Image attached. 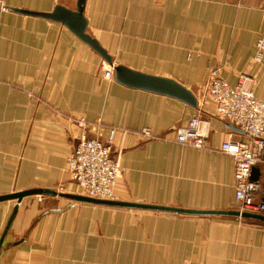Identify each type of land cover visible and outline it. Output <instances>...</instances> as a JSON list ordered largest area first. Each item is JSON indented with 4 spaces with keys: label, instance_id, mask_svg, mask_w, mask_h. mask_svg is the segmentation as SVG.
<instances>
[{
    "label": "crops",
    "instance_id": "1",
    "mask_svg": "<svg viewBox=\"0 0 264 264\" xmlns=\"http://www.w3.org/2000/svg\"><path fill=\"white\" fill-rule=\"evenodd\" d=\"M0 12V264H264V222L178 215L75 201L66 171L77 129L96 125L122 169L115 201L194 211L238 212L232 158L219 151L229 133L205 98L210 72L229 86L240 76L264 100L263 0H85L86 34L113 66L173 80L197 101L124 87L104 78V62L67 28L13 12L75 11L77 0H2ZM197 118L205 148L175 142ZM101 126V127H99ZM149 130L152 137L141 136ZM94 136V135H92ZM264 179V164L256 166ZM84 197V196H83Z\"/></svg>",
    "mask_w": 264,
    "mask_h": 264
},
{
    "label": "built area",
    "instance_id": "2",
    "mask_svg": "<svg viewBox=\"0 0 264 264\" xmlns=\"http://www.w3.org/2000/svg\"><path fill=\"white\" fill-rule=\"evenodd\" d=\"M0 12H8L2 0ZM262 14L264 21V0ZM263 59L264 32L256 41L254 61L260 63ZM102 70L105 79H113V66ZM252 84L250 78L240 76L234 86H229L216 72H210L204 91L206 100L214 105L215 116L243 134L242 139H237L229 133L219 148L234 162V198L238 212L264 216V179L250 180L252 169L264 164V100L254 96ZM73 123L77 134L73 151L66 159V171L78 194L92 199L114 200L121 175L119 162L112 151L116 130L107 128V138L102 141L99 135H95L96 125L82 117ZM141 136L152 137L147 129L141 131ZM174 138L179 145L202 150L207 136L200 121L193 118L174 132Z\"/></svg>",
    "mask_w": 264,
    "mask_h": 264
},
{
    "label": "water",
    "instance_id": "3",
    "mask_svg": "<svg viewBox=\"0 0 264 264\" xmlns=\"http://www.w3.org/2000/svg\"><path fill=\"white\" fill-rule=\"evenodd\" d=\"M84 3L85 0H77L75 11H70L61 6H56L53 9V11L48 14L28 12L24 10H12V11L21 15L42 18L63 25L76 38H78L82 43H84L89 48H91L97 55H99L104 62L113 66L111 64V59L107 56L105 51L100 48V46L95 40H93L91 37H89L86 34L87 24L83 18ZM113 73H114L115 82L124 87L165 96L177 100L179 102H182L192 108H195L197 105V101L194 98L193 94L188 89H186L185 87L181 86L180 84L176 83L173 80L134 72L121 66H113ZM230 129L234 131H238V129L233 126H230ZM262 157L264 159V149H263ZM258 175H259L258 169L254 167L251 172L250 180L251 181L257 180ZM30 195H54V192L46 191V190H30L13 195L2 196L0 197V201L15 199L17 202H20V200L23 197ZM63 197L84 203L126 208L133 210L164 212V213H172L178 215L232 216V217H241L244 219L264 222V216L250 215L246 213L240 214L239 212L194 211V210H187V209L173 208V207L119 202L115 200H111V201L98 200V199H92L83 196H73V195H63Z\"/></svg>",
    "mask_w": 264,
    "mask_h": 264
},
{
    "label": "rangeland",
    "instance_id": "4",
    "mask_svg": "<svg viewBox=\"0 0 264 264\" xmlns=\"http://www.w3.org/2000/svg\"><path fill=\"white\" fill-rule=\"evenodd\" d=\"M252 87H253V84H252ZM121 174H122V169H121Z\"/></svg>",
    "mask_w": 264,
    "mask_h": 264
}]
</instances>
